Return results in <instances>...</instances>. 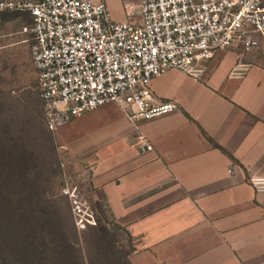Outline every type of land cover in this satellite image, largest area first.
Returning <instances> with one entry per match:
<instances>
[{
    "label": "crops",
    "instance_id": "0c3cea01",
    "mask_svg": "<svg viewBox=\"0 0 264 264\" xmlns=\"http://www.w3.org/2000/svg\"><path fill=\"white\" fill-rule=\"evenodd\" d=\"M107 3L126 19L123 0ZM198 67L152 81L158 100L179 105L141 121L152 150L138 147L139 131L114 103L56 131L68 169L129 264H264V191L249 182L264 172V39L243 57L221 51Z\"/></svg>",
    "mask_w": 264,
    "mask_h": 264
},
{
    "label": "built area",
    "instance_id": "2783aa9c",
    "mask_svg": "<svg viewBox=\"0 0 264 264\" xmlns=\"http://www.w3.org/2000/svg\"><path fill=\"white\" fill-rule=\"evenodd\" d=\"M125 20H116L107 0H0V13L27 15L47 128L56 132L75 117L116 104L139 131L138 147L152 150L141 121L178 110L160 101L152 81L170 69L191 75L221 51L240 57L264 39V0H123ZM61 193L74 224L84 231L99 224L81 183L62 160ZM95 164L86 175L92 177ZM234 172V166L228 169ZM249 182L264 191V172Z\"/></svg>",
    "mask_w": 264,
    "mask_h": 264
},
{
    "label": "rangeland",
    "instance_id": "374dc122",
    "mask_svg": "<svg viewBox=\"0 0 264 264\" xmlns=\"http://www.w3.org/2000/svg\"><path fill=\"white\" fill-rule=\"evenodd\" d=\"M29 22L0 13V264H27L15 244L23 233L28 247L44 251L41 264H129L103 223L77 230L61 193L64 149L46 126L30 36L22 32Z\"/></svg>",
    "mask_w": 264,
    "mask_h": 264
},
{
    "label": "trees",
    "instance_id": "16d2710c",
    "mask_svg": "<svg viewBox=\"0 0 264 264\" xmlns=\"http://www.w3.org/2000/svg\"><path fill=\"white\" fill-rule=\"evenodd\" d=\"M17 235V234H16ZM63 235V234H62ZM23 238H21L20 240H17V242L19 244H17V242H15L16 247L19 245V254L21 255V258H23V260L27 263V264H41L40 261V257H41V253H43L44 251L41 250L39 247H37L36 245L28 247V240H29V236L27 233H23ZM28 236V237H26ZM10 237V235H9ZM17 238V237H16ZM24 241V242H23ZM26 241V242H25ZM28 244V245H27ZM26 245V246H25ZM7 261V260H6Z\"/></svg>",
    "mask_w": 264,
    "mask_h": 264
}]
</instances>
